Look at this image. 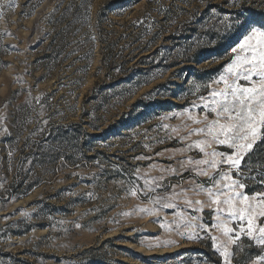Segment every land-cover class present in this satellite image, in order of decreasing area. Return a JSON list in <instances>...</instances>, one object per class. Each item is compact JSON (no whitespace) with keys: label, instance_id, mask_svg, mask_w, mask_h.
Wrapping results in <instances>:
<instances>
[{"label":"rangeland","instance_id":"obj_1","mask_svg":"<svg viewBox=\"0 0 264 264\" xmlns=\"http://www.w3.org/2000/svg\"><path fill=\"white\" fill-rule=\"evenodd\" d=\"M246 19L264 0H0V264H225L224 245L253 264L258 246L213 227L216 170L195 163L232 150L193 132ZM219 167L264 191V139Z\"/></svg>","mask_w":264,"mask_h":264},{"label":"snow or ice","instance_id":"obj_2","mask_svg":"<svg viewBox=\"0 0 264 264\" xmlns=\"http://www.w3.org/2000/svg\"><path fill=\"white\" fill-rule=\"evenodd\" d=\"M239 27L243 31L242 38L230 51L237 53L239 49L246 55L242 58L237 56L233 63L227 65V72L234 79L229 82L222 75L220 81H223L224 88L211 93L214 105L211 111L216 113V119L205 128L193 130L194 133H206L211 137L212 142L226 145L232 152L226 155L213 150L211 153H206L211 159H203L195 163L216 170V173L209 177L210 186L207 188L211 204L216 205L214 213L217 223L213 227L221 229L228 241L237 249L243 243L241 238L246 237L249 241L248 247H259V251L254 253L256 260L253 264H264V191L248 194L243 191L246 184L240 182L238 178L232 179L231 183L225 182L227 173L221 175L223 170L219 167L221 164H227L229 169L240 170L244 157L253 150L258 140L264 139V131H262L264 129V21L246 19L239 21ZM253 76L258 77V80H253ZM241 78L251 82V86L244 87L237 84L236 81ZM200 151L203 152L204 148ZM217 155L226 156V159L217 161L215 159ZM198 175L207 176L208 172L205 168H201ZM259 182L264 185V177ZM156 187L163 186L157 184ZM192 190L197 192L204 190V185H196ZM150 191L155 192V189L144 190V196L158 203L155 197L149 195ZM196 203L200 202L196 201ZM234 222L236 228L229 227ZM187 238H193V234ZM210 238L216 240V237ZM217 250L224 258L225 264H231L233 253L229 252L227 245L218 247ZM252 255L253 253L249 254V259Z\"/></svg>","mask_w":264,"mask_h":264}]
</instances>
